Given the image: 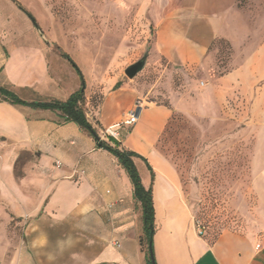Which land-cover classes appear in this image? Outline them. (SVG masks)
<instances>
[{"label":"crops","instance_id":"1","mask_svg":"<svg viewBox=\"0 0 264 264\" xmlns=\"http://www.w3.org/2000/svg\"><path fill=\"white\" fill-rule=\"evenodd\" d=\"M236 2L151 0L155 22L153 53L171 67H200L216 38L217 22L227 10L230 20ZM263 70L264 38L240 70L229 72V78L243 72L249 74L248 80H255L256 73ZM0 86L27 102H51L65 101L81 87V82L68 61L46 43L11 44L9 35L2 32ZM137 100L141 95L134 80L115 78L105 87L87 120L101 139L131 152L133 163L143 168L141 184L152 190L155 263L264 264V235L256 241L229 231L214 239L198 234L177 171L156 149L171 116V104L145 105L134 124L119 128L114 141L103 134L105 128L120 122ZM253 105L264 120V82ZM61 116L58 110L0 99L2 210H7V217L12 214L23 218L19 231L24 233L28 247L44 250L65 243V258L55 259L51 253L50 258L36 256L34 264H147L139 243L144 231L143 219L140 224L142 206L134 198L128 173L113 154L97 147L87 130L73 121L64 122ZM22 157L24 161L20 163ZM19 163L23 165L17 174L15 164ZM75 215L87 221L76 240L70 236L73 225L57 224L59 218ZM26 217L38 219L26 224ZM47 220L49 223H42ZM3 231L8 238L9 225ZM79 243L82 247L76 248L74 245Z\"/></svg>","mask_w":264,"mask_h":264},{"label":"rangeland","instance_id":"2","mask_svg":"<svg viewBox=\"0 0 264 264\" xmlns=\"http://www.w3.org/2000/svg\"><path fill=\"white\" fill-rule=\"evenodd\" d=\"M16 1L21 7L12 0H0V34H8L11 44L42 42L57 55L54 45L66 52L85 82L82 108L88 119L105 87L115 78L126 79L124 69L146 54L142 69L131 80L143 105L171 104L172 113L156 149L177 171L192 219L210 239L224 231L256 241L263 237L264 120L253 101L264 82V70L256 73L255 80H248L249 74L243 72L229 78V72L240 70L264 38V0H237L230 20L227 10L217 22L209 56L195 69L171 67L153 53L151 0ZM152 162L156 163L154 158ZM20 163L15 164L17 174ZM134 166L141 178L142 166ZM1 199L0 186V264H17L19 259L34 264L36 256L50 258L51 253L55 259L65 258V243L44 250L28 247L19 231L23 218L7 217ZM25 219L29 224L38 218ZM58 220L59 226H74L70 233L74 240L87 223L77 215ZM6 225L9 239L3 231ZM142 233L140 251L146 257L143 229Z\"/></svg>","mask_w":264,"mask_h":264},{"label":"trees","instance_id":"3","mask_svg":"<svg viewBox=\"0 0 264 264\" xmlns=\"http://www.w3.org/2000/svg\"><path fill=\"white\" fill-rule=\"evenodd\" d=\"M12 1L15 2V4H17L19 7H21V5L16 0H12ZM26 14L28 15V17L32 18V15L29 12L26 11ZM54 48L60 57L68 61V63L73 67L76 74L80 78L81 72L79 68L77 67V65L70 58V56L66 52H64L59 46L54 45ZM83 98H84L83 91H81V87H80L77 91L72 93L65 101L27 102V101L22 100L13 91L0 86V99L4 101H8L12 104L26 105L30 107H37V108L52 109V110L60 111L62 114L61 117L63 118L64 122L73 121L79 127L87 130L95 138L96 145L98 148L107 150L108 152L113 154L118 159L121 166L128 173L129 178L133 184L134 198L138 200L142 206V219H143V226H144V234H145L146 243H147L146 244L147 245V255H146L147 264H156L154 260L153 249H152V236L154 233V207H153V201H152L151 186L145 189L143 185L141 184V180L139 178L138 172L131 159V156H132L131 152L119 150L118 148L111 146L106 140L101 139L96 134L95 129L92 127L91 123L87 120V117L82 108ZM108 140L114 141V138L109 137ZM202 235H205L204 229H203ZM148 243H150L153 263L151 261V256L149 255Z\"/></svg>","mask_w":264,"mask_h":264},{"label":"built area","instance_id":"4","mask_svg":"<svg viewBox=\"0 0 264 264\" xmlns=\"http://www.w3.org/2000/svg\"><path fill=\"white\" fill-rule=\"evenodd\" d=\"M145 105L142 104V101L141 100H137L125 113L123 119L112 125V126H108L107 128H105L103 130V134L108 137H115L117 135V131L119 130V128L122 126V125H130V124H134L137 120H138V117H139V114H140V111L142 110V108L144 107ZM195 224V227L197 229V232L198 234L202 235L203 234V227L201 226V224L196 221L194 222Z\"/></svg>","mask_w":264,"mask_h":264},{"label":"water","instance_id":"5","mask_svg":"<svg viewBox=\"0 0 264 264\" xmlns=\"http://www.w3.org/2000/svg\"><path fill=\"white\" fill-rule=\"evenodd\" d=\"M30 20L37 26L36 22H35V19L32 17L30 18ZM38 28V27H37ZM38 31H39V34L40 36H42V38H44V35L43 33L41 32V30H39L38 28ZM45 39V38H44ZM45 41L47 42V40L45 39ZM145 59H146V54L144 56H142L139 60H137L136 62L130 64L129 66H127L125 69H124V73L125 75L128 77V78H133L143 67L144 63H145ZM80 82H81V91L84 90L85 88V82H84V79H83V76L81 74L80 76ZM148 250H149V255L151 256V261L153 263V257H152V252H151V249H150V243H148Z\"/></svg>","mask_w":264,"mask_h":264}]
</instances>
